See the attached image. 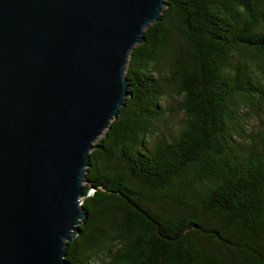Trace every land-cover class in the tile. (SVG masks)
<instances>
[{
  "label": "trees",
  "instance_id": "1",
  "mask_svg": "<svg viewBox=\"0 0 264 264\" xmlns=\"http://www.w3.org/2000/svg\"><path fill=\"white\" fill-rule=\"evenodd\" d=\"M166 3L131 52V95L91 151L97 189L67 259L264 264V0ZM164 82L182 97L176 130Z\"/></svg>",
  "mask_w": 264,
  "mask_h": 264
},
{
  "label": "water",
  "instance_id": "2",
  "mask_svg": "<svg viewBox=\"0 0 264 264\" xmlns=\"http://www.w3.org/2000/svg\"><path fill=\"white\" fill-rule=\"evenodd\" d=\"M166 0H0V264H70L91 151Z\"/></svg>",
  "mask_w": 264,
  "mask_h": 264
},
{
  "label": "rangeland",
  "instance_id": "3",
  "mask_svg": "<svg viewBox=\"0 0 264 264\" xmlns=\"http://www.w3.org/2000/svg\"><path fill=\"white\" fill-rule=\"evenodd\" d=\"M168 59L170 60L172 59V57H169ZM167 66L169 67V63H167ZM164 84H165L166 90L168 91L167 92L168 94L164 96V100H163V107L165 108L166 113L169 114L170 109L178 110V112L175 113L174 120L171 122L172 128L176 130L179 127L181 120L183 118V113L179 112L180 110L179 106L181 104L182 97L176 94L172 89H171L172 91H170V87L167 82H164ZM102 135H104V133Z\"/></svg>",
  "mask_w": 264,
  "mask_h": 264
}]
</instances>
